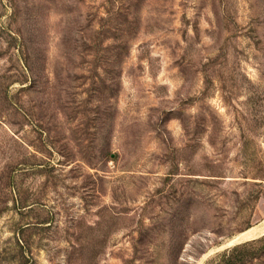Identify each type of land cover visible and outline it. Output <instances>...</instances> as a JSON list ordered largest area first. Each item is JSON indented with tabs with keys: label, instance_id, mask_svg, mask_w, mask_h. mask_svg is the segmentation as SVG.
<instances>
[{
	"label": "rangeland",
	"instance_id": "1",
	"mask_svg": "<svg viewBox=\"0 0 264 264\" xmlns=\"http://www.w3.org/2000/svg\"><path fill=\"white\" fill-rule=\"evenodd\" d=\"M263 220L264 0H0V264H264L201 259Z\"/></svg>",
	"mask_w": 264,
	"mask_h": 264
},
{
	"label": "bare ground",
	"instance_id": "2",
	"mask_svg": "<svg viewBox=\"0 0 264 264\" xmlns=\"http://www.w3.org/2000/svg\"><path fill=\"white\" fill-rule=\"evenodd\" d=\"M264 235V220L260 223L254 224L250 227H247L246 229L236 233L226 241H224L222 244H218L214 246L213 248L209 249L206 253L203 254L201 259L206 258L210 253H212L215 250H223L227 247L234 246L236 244H240L241 242H245L248 240L255 239L259 236ZM200 263V262H199Z\"/></svg>",
	"mask_w": 264,
	"mask_h": 264
},
{
	"label": "trees",
	"instance_id": "3",
	"mask_svg": "<svg viewBox=\"0 0 264 264\" xmlns=\"http://www.w3.org/2000/svg\"><path fill=\"white\" fill-rule=\"evenodd\" d=\"M248 246H250V243L245 244L244 246H235L231 251L232 253H238L239 251H241V249H243V247H248ZM224 256L227 257V254L225 253ZM244 261H245V254H240V256H236V257L230 254L225 264H244Z\"/></svg>",
	"mask_w": 264,
	"mask_h": 264
}]
</instances>
